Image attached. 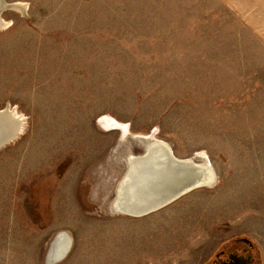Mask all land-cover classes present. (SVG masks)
I'll list each match as a JSON object with an SVG mask.
<instances>
[{
    "label": "rangeland",
    "instance_id": "rangeland-1",
    "mask_svg": "<svg viewBox=\"0 0 264 264\" xmlns=\"http://www.w3.org/2000/svg\"><path fill=\"white\" fill-rule=\"evenodd\" d=\"M4 4L0 110L21 125L0 147V264H210L242 238L264 264V0ZM107 116L205 157L214 182L114 209L144 145ZM60 232L68 250L48 262Z\"/></svg>",
    "mask_w": 264,
    "mask_h": 264
},
{
    "label": "water",
    "instance_id": "water-1",
    "mask_svg": "<svg viewBox=\"0 0 264 264\" xmlns=\"http://www.w3.org/2000/svg\"><path fill=\"white\" fill-rule=\"evenodd\" d=\"M4 7L10 6H1L0 10ZM13 138L14 136H4L0 133V147ZM141 142L144 145L143 153L137 156L130 155L127 158L126 172L117 186L114 209L128 214L142 215L164 206L195 187L214 182L215 178L208 175L210 165L196 164L191 158L177 159L164 142L155 139ZM58 234L49 245L46 259L49 252H53L57 246ZM68 247L69 245L58 258L47 261L60 260ZM234 257H230L233 264H245L250 260V256L244 261Z\"/></svg>",
    "mask_w": 264,
    "mask_h": 264
},
{
    "label": "bare ground",
    "instance_id": "bare-ground-1",
    "mask_svg": "<svg viewBox=\"0 0 264 264\" xmlns=\"http://www.w3.org/2000/svg\"><path fill=\"white\" fill-rule=\"evenodd\" d=\"M1 6H6V4H4V0H0V7ZM11 7L19 9V5L16 4H10ZM22 6V4L20 5V7ZM22 9V8H21ZM1 11V10H0ZM6 22H3L1 17H0V26L5 25ZM106 123L109 125H114V126H121L123 128V131L125 130V133L128 134V136L130 135H136L138 140H141L143 142H148L149 140H153L155 139V137H153V133L150 134H140V133H130L129 129H127V126L125 125H121L120 123L116 122L113 118L111 117H106L105 118ZM21 125V119L19 117H15V115H13L11 113V111L8 108L2 109L0 110V133H3L4 136H16L17 133L19 132V127ZM124 134V133H123ZM130 134V135H129ZM140 141V142H141ZM201 153L196 154V157L200 156ZM201 158V157H199ZM203 159V164L209 165V161L207 159H205V157H202ZM208 175L211 178H215L214 175V171L213 169L210 168L208 169ZM67 234V233H66ZM64 234V233H59L58 236V242H57V246L56 248L53 250V252H49V255L47 256V260H52L54 258H58L62 253L65 252V248L69 245V237Z\"/></svg>",
    "mask_w": 264,
    "mask_h": 264
},
{
    "label": "flooded vegetation",
    "instance_id": "flooded-vegetation-1",
    "mask_svg": "<svg viewBox=\"0 0 264 264\" xmlns=\"http://www.w3.org/2000/svg\"><path fill=\"white\" fill-rule=\"evenodd\" d=\"M240 241L243 244H240ZM240 241H236V244L232 248L226 246L214 253V256L210 264H233L234 262L230 259L231 256L239 257L240 261H244L248 256L250 260L245 263L249 264L253 260L252 244L245 238Z\"/></svg>",
    "mask_w": 264,
    "mask_h": 264
},
{
    "label": "crops",
    "instance_id": "crops-1",
    "mask_svg": "<svg viewBox=\"0 0 264 264\" xmlns=\"http://www.w3.org/2000/svg\"><path fill=\"white\" fill-rule=\"evenodd\" d=\"M263 7H261L262 9ZM264 9V8H263ZM258 225V224H257ZM257 231H255V237H254V242L256 243V245L259 247L260 251H261V260L264 261V240L262 239V237L258 236L256 234Z\"/></svg>",
    "mask_w": 264,
    "mask_h": 264
},
{
    "label": "trees",
    "instance_id": "trees-1",
    "mask_svg": "<svg viewBox=\"0 0 264 264\" xmlns=\"http://www.w3.org/2000/svg\"><path fill=\"white\" fill-rule=\"evenodd\" d=\"M212 259H210V261H211Z\"/></svg>",
    "mask_w": 264,
    "mask_h": 264
}]
</instances>
